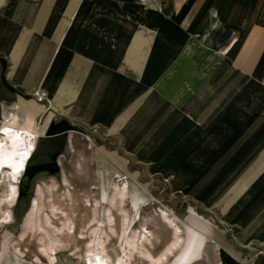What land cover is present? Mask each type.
<instances>
[{"label":"crops","instance_id":"1","mask_svg":"<svg viewBox=\"0 0 264 264\" xmlns=\"http://www.w3.org/2000/svg\"><path fill=\"white\" fill-rule=\"evenodd\" d=\"M6 121L57 154L100 137L105 174L171 187L203 243L264 264V0H0Z\"/></svg>","mask_w":264,"mask_h":264},{"label":"rangeland","instance_id":"2","mask_svg":"<svg viewBox=\"0 0 264 264\" xmlns=\"http://www.w3.org/2000/svg\"><path fill=\"white\" fill-rule=\"evenodd\" d=\"M139 1H149L150 7L156 8L162 0ZM59 141L55 137L39 140L24 177L17 181L19 205H3L8 208L10 220L1 222L4 220L0 218V264H87L86 249L92 245L103 248L108 261L120 253L128 264H232L224 259L220 247L209 240L203 243L196 238L195 230L187 228V197L152 182V178L134 179L125 173L127 179H121L124 172L117 166L105 174L96 155L103 145L110 150L109 142L90 136L86 130L74 133L73 146L71 141L66 142L70 151L57 154ZM124 187L127 198L121 210L117 191ZM30 197L36 202L34 210L27 207ZM95 200L99 205L94 204ZM108 213H113L112 228ZM96 215L103 221L98 224V232L92 220ZM128 215L135 218L134 231L146 228L148 238L137 241L133 250L126 249L125 239L119 238L124 216ZM165 216L177 223L182 236L172 253L165 251L174 238L173 225ZM96 233H101V245ZM162 252L165 256L156 262Z\"/></svg>","mask_w":264,"mask_h":264},{"label":"bare ground","instance_id":"3","mask_svg":"<svg viewBox=\"0 0 264 264\" xmlns=\"http://www.w3.org/2000/svg\"><path fill=\"white\" fill-rule=\"evenodd\" d=\"M0 129H10L9 122L0 124ZM37 138H38V135H36L35 133L28 131V130L27 131H21V133H13V134L11 132L0 133V143H2L4 145L3 154H4V164L5 165L14 164L16 166H19L20 162L24 158L25 154H27V159L24 161V164H23V171L17 176V178L15 180H13V178H12L14 175V169L13 168L5 166L2 170H0V181H2L1 187H0V190H1V193H0V213H1V211H2V213L0 214V218L2 220H4L1 222H6L10 218L8 208H3V205L6 207L11 206V205H17L18 201L20 200V198H19L20 197V188L17 185V181H20L24 177V175H25V173H26V171L30 165V162L34 156ZM13 189H15V191H13ZM125 189H126V187H124L123 189H118V191H117V195L119 196V203L122 206L121 210H124L125 202H126V198H127V196H126L127 191ZM109 203L112 204L113 202L110 200ZM94 204L97 206V205H99V202L97 200H95ZM27 207L30 210L35 209L36 202L34 200V197H30L28 199ZM5 212H7V214H5ZM106 216L108 219L107 221H109L108 225L112 228L113 223L115 222L114 217H113V213H108ZM165 218H167L169 220L170 225H173V230H174V236L173 237L174 238H172L173 240H171L170 244H168V246L165 249V251L172 253V247H175L179 243V240H182L181 239L182 236H181V234H179L180 228L177 225V223H175L173 219L170 220L167 216H165ZM92 220L95 221L96 231H97L99 226H100V225L98 226V224L102 223L103 221L98 218V215L94 216ZM135 223H136L135 218L130 219L129 215L124 216L123 223H122V226L120 229L119 238L122 240L125 239L124 242L127 245L126 249L133 250L135 248L136 242L141 240L142 238H144L148 241V238L146 236V228L144 231L136 232V231H134ZM128 229H130V232L127 234ZM193 233L195 234L196 238L199 237L200 240H202V237L199 234L195 233L194 231H193ZM94 236L95 237L97 236V240H99L98 243L101 245V242H100V240L102 239L101 233H98V234L96 233ZM108 237L109 236L106 235V239ZM93 240H95V238L91 239L90 241H93ZM97 248H99V249L94 248V246L92 245L86 249L87 264H128V263L122 261V256L120 255V253H116L115 256L110 261H108L107 256L105 254V250L103 248H100V247H97ZM124 251H125V249L122 250V252H124ZM163 256H165L164 252H162L157 257L156 262L160 261Z\"/></svg>","mask_w":264,"mask_h":264},{"label":"snow or ice","instance_id":"4","mask_svg":"<svg viewBox=\"0 0 264 264\" xmlns=\"http://www.w3.org/2000/svg\"><path fill=\"white\" fill-rule=\"evenodd\" d=\"M11 131H12L11 129H0V133H9ZM3 148H4V145L2 143H0V170H2L5 166L13 168L14 169V175L12 178H13V180H15L17 178V176L23 171V164H24V161L27 159V154H25L24 158L21 160L19 166H16L14 164L5 165L4 164ZM0 183H2V181H0ZM13 191H15V189H13Z\"/></svg>","mask_w":264,"mask_h":264},{"label":"built area","instance_id":"5","mask_svg":"<svg viewBox=\"0 0 264 264\" xmlns=\"http://www.w3.org/2000/svg\"><path fill=\"white\" fill-rule=\"evenodd\" d=\"M35 96L38 97L39 99H44V98H46L47 94L44 91H38V92H35ZM119 177H121V179L126 180L127 174H125V173L121 174Z\"/></svg>","mask_w":264,"mask_h":264}]
</instances>
